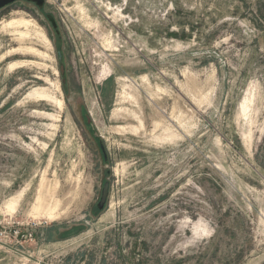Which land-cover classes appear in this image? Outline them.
<instances>
[{"label": "rangeland", "instance_id": "rangeland-1", "mask_svg": "<svg viewBox=\"0 0 264 264\" xmlns=\"http://www.w3.org/2000/svg\"><path fill=\"white\" fill-rule=\"evenodd\" d=\"M262 161L264 0L0 11V264H264Z\"/></svg>", "mask_w": 264, "mask_h": 264}, {"label": "water", "instance_id": "water-1", "mask_svg": "<svg viewBox=\"0 0 264 264\" xmlns=\"http://www.w3.org/2000/svg\"><path fill=\"white\" fill-rule=\"evenodd\" d=\"M17 1H25L28 3H32L40 10L43 9L44 4H45V0H0V11L2 9H4L5 7H8L9 5H11ZM47 19L50 20L52 27L55 28L56 26H55V23H54V20L52 19V17L47 16ZM58 56H59V72H60V75L62 76V84L64 85L66 82V80H65V67H64V64L61 60L60 54H58ZM86 121L91 126V128L94 130L93 125H92L90 118L88 116L86 117ZM93 136H94V138L99 137V135L97 134L96 131H93ZM99 145H100L103 157L106 160L107 155H106V152H105V149H104L102 142H99ZM108 194H109V183L105 182L103 185V188L101 190L99 201L97 202V209L98 210H103V208L107 202Z\"/></svg>", "mask_w": 264, "mask_h": 264}, {"label": "bare ground", "instance_id": "bare-ground-1", "mask_svg": "<svg viewBox=\"0 0 264 264\" xmlns=\"http://www.w3.org/2000/svg\"><path fill=\"white\" fill-rule=\"evenodd\" d=\"M11 21H14V20H11ZM17 21V20H16ZM19 21H21V20H19ZM4 24V23H3ZM6 24V23H5ZM22 23L21 22H9L6 26L7 27H13L14 25H21ZM24 24H25V21H24ZM3 28V27H2ZM3 30V29H2ZM4 31V30H3ZM45 94V93H44ZM250 102V100L248 99V98H244L243 99V101L241 102V104H240V111H241V114H244V113H246L247 112V109H248V103ZM140 126H141V122H140ZM132 129H134L135 130V128L134 127H132ZM40 195V194H39ZM43 198V196L41 197V196H39L36 200H35V202H34V205H33V209L36 211V209H40V207H42L41 205L43 204L42 203V199ZM44 199V198H43ZM45 205V204H44ZM55 207H53V209H54ZM56 209V208H55ZM47 211H49V213H51L50 212V210H47ZM42 212V211H41ZM47 213V212H46ZM45 213V214H46ZM37 215V214H36ZM35 215V216H36ZM47 215H49V214H47ZM45 216V215H44ZM54 216V215H53ZM48 217V216H47ZM52 217V216H51ZM49 218V217H48ZM50 220V219H49Z\"/></svg>", "mask_w": 264, "mask_h": 264}, {"label": "flooded vegetation", "instance_id": "flooded-vegetation-1", "mask_svg": "<svg viewBox=\"0 0 264 264\" xmlns=\"http://www.w3.org/2000/svg\"><path fill=\"white\" fill-rule=\"evenodd\" d=\"M18 2V1H17ZM19 2H21V1H19ZM22 2H25V1H22ZM25 3H27V4H32V3H28V2H25ZM33 6H35L34 4H32ZM44 6H45V4H44ZM6 8V7H5ZM44 8V7H43ZM42 10V9H41ZM46 16H51L52 17V19L54 20V23H55V28H53L54 30H55V33H56V36H57V39H60L61 38V36H60V32H59V30H58V24H57V22H56V20H55V18L52 16V15H50V14H47ZM48 20V19H47ZM49 22H50V20H48ZM51 23V22H50ZM58 54H60V57H61V60H62V55H61V53H58ZM58 61H59V56H58ZM66 83V82H65ZM104 158V157H103ZM105 160V159H104ZM106 160H107V158H106Z\"/></svg>", "mask_w": 264, "mask_h": 264}, {"label": "built area", "instance_id": "built-area-1", "mask_svg": "<svg viewBox=\"0 0 264 264\" xmlns=\"http://www.w3.org/2000/svg\"><path fill=\"white\" fill-rule=\"evenodd\" d=\"M14 235H15V238H18V237H20L21 233H20V231H17V232H14ZM32 235L33 234H30L29 236L32 237ZM21 237H23V236H21Z\"/></svg>", "mask_w": 264, "mask_h": 264}, {"label": "trees", "instance_id": "trees-1", "mask_svg": "<svg viewBox=\"0 0 264 264\" xmlns=\"http://www.w3.org/2000/svg\"><path fill=\"white\" fill-rule=\"evenodd\" d=\"M259 165L262 169H264V161L260 162Z\"/></svg>", "mask_w": 264, "mask_h": 264}]
</instances>
